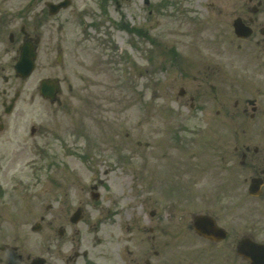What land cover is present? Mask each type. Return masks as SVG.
I'll use <instances>...</instances> for the list:
<instances>
[{
    "label": "flooded vegetation",
    "instance_id": "af4514ba",
    "mask_svg": "<svg viewBox=\"0 0 264 264\" xmlns=\"http://www.w3.org/2000/svg\"><path fill=\"white\" fill-rule=\"evenodd\" d=\"M102 1L103 14L109 3L118 13L132 0ZM88 3L0 0V264H249L238 254L237 242L255 239L256 225H249L253 233H238L240 211L231 200L222 202L221 195L247 198L256 206L250 209L264 208V0H214V8L201 17L197 41L182 51L171 48L175 61L199 66L193 80L200 95L185 90L181 97L187 99L188 111L200 110L198 137L183 141L181 156L172 155L180 141L169 131L168 141L154 143L155 173H133L135 185L126 189L109 177L105 181L111 185L77 186L61 173H53L49 185L40 188L42 162L54 164L61 130L56 116L50 121L35 103L39 98L55 115L66 102L59 73L86 48L82 40L89 37L92 19L89 25L81 19L91 17ZM78 24L84 38L74 35ZM148 40L155 38L149 35ZM24 46L34 65L26 76L15 71ZM37 70L49 73L37 78ZM33 76L32 92L24 101V87ZM44 79L60 85L53 101L40 95ZM68 92L76 99L71 85ZM212 124L226 134H219L216 148H206L200 129ZM135 144L140 146V139ZM208 162L224 173L241 169L251 173L249 178L260 177V194H249L248 186L234 196L231 191L239 187L173 185L172 173L189 169L200 180Z\"/></svg>",
    "mask_w": 264,
    "mask_h": 264
},
{
    "label": "rangeland",
    "instance_id": "374dc122",
    "mask_svg": "<svg viewBox=\"0 0 264 264\" xmlns=\"http://www.w3.org/2000/svg\"><path fill=\"white\" fill-rule=\"evenodd\" d=\"M213 3L214 0H150V6H145L143 0H132L122 5L118 13L109 3L103 14L98 11L99 1L96 5L91 3L88 13L91 17L81 19V23L88 25L91 19L93 22L87 28L89 37L82 40L86 48L78 50L75 60H68L59 73L64 79L62 89L66 102L54 115L36 95L35 105L50 121L56 116V126L61 130L55 139L59 152L54 164L48 167L51 162H42L40 188L49 185L48 177L51 179L53 173H61L68 174L77 186H100L109 177L114 185L126 189L128 185H135L131 182L133 173H155L151 164L154 143L158 138L168 141L166 132L169 131L180 141L179 146L171 149L172 155L183 154V141L198 137L196 124L200 122V110L188 111L187 99L178 97L177 93L182 86L186 95H200L197 81L193 80L199 66H185L175 61L170 50L182 51L185 45L197 41L202 29L201 17L214 8ZM120 18L133 25V29H121ZM137 26L156 39L155 46L132 33ZM80 29L78 24L73 29L74 35L84 38ZM197 47L200 48V43ZM43 72L37 70L34 76L49 73ZM34 76L24 87V101L30 97ZM68 85L75 91L76 99L69 97ZM222 133L226 134L212 124L200 129V139L206 148H216ZM137 139L141 141L140 146L135 144ZM215 157L216 153L212 152L210 159L216 166ZM208 164L209 168L200 173V180L192 169L172 173L173 185L194 189L199 184L230 185L239 187L231 191L234 196L244 194L251 173H243L241 169L237 173H224L223 169ZM157 165L156 173H160L162 164ZM111 182L105 184L111 185ZM229 200L240 211L235 220L237 232H252L248 230L252 223L256 225L255 238H264V208L250 209L255 204L248 203L247 198L233 200L221 195L222 202Z\"/></svg>",
    "mask_w": 264,
    "mask_h": 264
},
{
    "label": "water",
    "instance_id": "95a60500",
    "mask_svg": "<svg viewBox=\"0 0 264 264\" xmlns=\"http://www.w3.org/2000/svg\"><path fill=\"white\" fill-rule=\"evenodd\" d=\"M24 53H27V51H24ZM26 57V56H25ZM25 57L23 56L21 63L18 65V70L22 73L23 71H28L32 67V64L30 65H24ZM26 64V63H25ZM56 90V85L49 81H43L41 85V93L44 97H50L53 99V94ZM258 182L257 179H252L250 184V189L252 193H255L254 189L257 187ZM254 188V189H253ZM240 251L246 255L249 256L250 259L253 260L252 264H264V245H258L249 241H243L240 245Z\"/></svg>",
    "mask_w": 264,
    "mask_h": 264
}]
</instances>
